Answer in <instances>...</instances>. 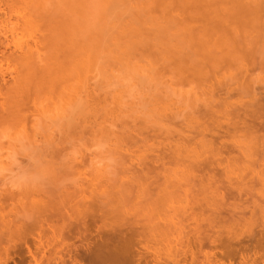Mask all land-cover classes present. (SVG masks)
Returning a JSON list of instances; mask_svg holds the SVG:
<instances>
[{"label": "rangeland", "instance_id": "rangeland-1", "mask_svg": "<svg viewBox=\"0 0 264 264\" xmlns=\"http://www.w3.org/2000/svg\"><path fill=\"white\" fill-rule=\"evenodd\" d=\"M60 1L61 0H59V2ZM62 1L65 2L66 0ZM110 1L112 0H68L65 4H63V2L61 4H56L54 0H0V264H54L51 262V260L47 259L54 255V249L57 247L60 248L58 246L59 244H56L59 242H56L55 244L53 243L54 238L56 239L55 234L58 233H54L53 231L56 229V231H59V234H61L60 226H63V223H68L67 218L69 215V223L78 221L79 218L83 219L84 217L87 222H81L90 225V233H92L93 237L98 236L95 232L96 227H99V231L101 227V232L106 233V235L101 232L100 235L102 234L106 236L107 239V235L112 236V234L114 235L118 231L119 228L117 227H121L119 225H122L123 227L120 229L123 230V232H127L128 234V225H124V222H126V224H131L136 220L139 222L138 219H140L139 224L141 223L144 225V228H147L148 231L151 229L149 231L150 233L152 229L155 231L159 228L161 229L158 230L159 234L162 230V232L166 233L164 234L161 232V234L164 235H160V238L157 230L155 232L152 231L155 241H152V236H150L151 240L148 241L149 238L146 237H149V232L147 233L148 235L145 234L147 235L145 238H141L144 239L145 242L144 240L141 241L140 238V240H138L139 242L137 241L138 238H136V240L132 239L134 240V243H131L132 245L130 244V246H128V252H131L126 254V264H264V249H260L259 246H256L258 245V239L261 236H264V188H262L258 182V176H264V158H262L264 155L260 154L261 148L264 147H261L262 144L259 142V137H261L259 135L261 133L259 132V134L256 133L257 135L255 133L251 135L250 131V133L246 132L249 134L247 135L245 134V131H239L240 133L235 132L237 129L241 130L239 127L235 131L232 130V124L235 123L237 118L236 116L240 115L241 117L244 115L243 111L245 109L243 108H246L248 105L250 106H247L248 109L250 108L251 110L252 108L256 107L255 104L258 103V101L260 103L261 98L264 97V49H262L264 48V0H228V2L226 0H217V2L214 0L216 2L215 4H211L214 3V1L210 0L211 3H208L209 5L206 4L205 7L207 5L209 7L212 5L210 8L213 10L216 9V11L214 10L215 12L213 14L218 12L215 14L216 17L213 16V14H210V12L213 10L210 9L211 11H207L206 9L205 12L208 14L203 13L204 10H202L203 18L201 17V12L200 14L199 11L196 12L198 17L194 18L197 19H194L192 16L189 17L187 14L189 11L187 13H183V9H181L180 6H175L178 4H174L172 6L176 8H172V6L170 7L173 10L175 9L174 11L172 10L173 12H170L171 10L169 12H167L168 10H161L163 16H165L164 18H167V20L169 16H172L171 18H173V21L171 23L174 24H170V27L168 24V22L170 23V20H162V15H160L161 11L160 13L158 12L160 10V5H157L158 7L156 5H152L159 10H153L155 12L152 11L151 14H148L150 11H147L146 13L144 10L143 12L145 14L142 12L141 16V18L143 17V21H141L140 18L138 24L142 26L145 18V22L143 23V25H145L141 27V30L143 33L144 28L145 32L149 35H145V32L143 35H141V40L143 42L146 41L144 47H139L140 50L135 52L136 54L134 55L133 60V57L131 58L129 56V64L133 63L131 65L132 67L130 66V68H135L134 70H137V67L139 72H136V74L138 73L139 76H136V79L130 80L132 83L130 81H125V83L122 84L123 87L116 85V83L113 86L111 85V88H102L103 85L99 75L94 79L95 81L97 80V82H94V80L92 81L94 84H92L94 86H92V89H96L95 93L97 94V99L100 98V101L103 100L105 102V98L109 104L111 103V105L114 106V108L116 106L114 103H112L114 102V99L115 103L120 101L122 104L120 110V113L122 114H115L117 116L115 118L113 117L114 115L112 116L113 118L111 119L113 120V124L109 119L110 121L109 123H106V128L107 125L108 128L111 125V128H107L108 134H106L107 132L103 134V132L106 130H98L97 124H95L98 121V123H100L101 120L99 119H97V122L93 120L88 121L89 124L86 122L85 125L88 128L86 126L82 128L80 125L77 127V124L71 126L76 123L77 120L71 118V116L74 117L73 113H71L73 112L71 111V104L65 102V100L69 99V96L63 97L60 94L62 83L56 82L57 86H54L55 91H53V89V92L50 91L48 93V87L45 89L44 87L46 86L41 85L44 81L42 76H40V78L39 75L36 76L39 71L35 72L36 74H33L34 77L32 74L31 76L29 74L31 72L29 69H26L27 65L24 62L27 55L29 56V53L30 56H33V59L36 58V61L37 58L39 59L43 57L42 49H44V46L42 45V41L46 34L45 30H47L46 28L49 26V23L47 25L48 17H51V20H53L55 17V24H52L54 23V20L49 21L52 22H50V27L53 25V27L57 26V30L58 25L63 23L67 17L68 19L74 16L77 17L78 14H82L81 16H104V14H101L104 12V4ZM239 1L242 2L241 5ZM69 2H74L75 4L77 2L82 4L84 3V8L81 9L83 6L77 8L82 4H78L79 6L75 7V4L73 5ZM237 5L240 6L236 7ZM256 5L260 8L256 7ZM42 6H44V8ZM201 6L203 7V5ZM72 7H74L76 11L74 9L72 10ZM149 7L151 8V5ZM209 7L206 8L209 9ZM240 7L241 9L244 7L243 9L247 10H245L247 14L249 13L248 11L252 10V12H254L259 8V13H257V11L256 13L259 14V17H262L259 18L258 16H252L253 14H251V16L249 14L250 17L245 16L247 14L244 11L243 14L241 13L242 11H238ZM85 8L86 10H84ZM230 8L232 9V16H235L234 12L236 11L240 13V15L238 13L236 15L240 17L242 21L239 19V17L237 18L238 21L241 22L237 21V24H234L237 18L234 17L235 19H233L231 13L229 14ZM146 9H148V6ZM233 9H236V11ZM71 11H73V13H70ZM224 11L227 12L232 17V19H229L231 18L229 16L225 17L227 13H224ZM191 12L192 11H190V13ZM193 13L191 15H193ZM218 14H221L220 17ZM45 15L47 16L44 17ZM129 15L130 14L128 13L127 18L131 19L132 16L130 15V17ZM149 15L151 20L149 19ZM105 16L107 15L105 14ZM205 16L206 18H204ZM241 17H248L250 19L243 20ZM256 17L257 20H254ZM158 18L161 19L159 20ZM184 18L187 20H184ZM190 18L193 20H189ZM219 18H224V20L220 21ZM156 19L158 20L156 21ZM202 19H204L203 21L205 23H202ZM154 20L155 22H158L157 25H160L161 31L162 28L166 30L168 27L169 32H166L165 34V31L163 30L164 33L162 32V35L164 36L161 34V36H159V32L161 33V31L157 29H160V27L155 26V28L158 27L156 29L159 31L156 32L158 33V36L157 34H153L155 32V28H153V24L155 23ZM205 20H208L210 24H207V21ZM231 20L235 21L232 22ZM148 21H150L149 23H151L153 26L150 25ZM160 21L161 23H159ZM186 21L194 22L187 23ZM213 21H220L218 24L221 23V25L224 27V30H228L227 28L229 27H236L239 33L241 31L243 32L241 33L242 35L244 33L245 36L247 35L248 38L245 37V41L249 43V45L246 47H249V49H247L248 52L245 50V53H242V55L248 59H244V57H237L236 55L235 57H237V60L234 61V59H236L234 57L233 59L230 58L231 60L229 59L231 55L230 53L233 49H236L237 53H240L242 50L239 49L240 51H238L237 48H239L238 44L241 43L239 41L241 40V37L243 38V36L240 35V38L237 39L239 41L237 42L236 38H233L236 34H232V41H235V46H238L236 48L234 46L233 48L232 45L234 43L231 42V39L229 40L230 42L228 41V45L225 44L227 38L226 41L222 40L223 37L220 35L222 30L218 29L220 27L222 29V26L217 24L218 26L216 27L215 25L214 27ZM246 22L250 23L251 26H249V24ZM148 24L153 28H151L152 30H148L147 27H150ZM187 24L188 26L190 24L192 26L191 30L187 31L190 33L192 32V34L195 33V36L198 35L197 33H200L199 29H202L204 33L206 31L205 35L209 34L207 33L209 28L211 30L209 31L212 32V35L215 33V30L218 29V32L220 30L217 36L222 37V39L221 37L219 39L222 41L221 43H223V45H227L229 47V44L231 43V52L229 53V51H227L229 53L228 54L226 51H224L226 54H222L220 50H225L227 46L224 49H220L224 46L216 45L219 44L220 40L217 39L218 37L216 38L215 34V38L210 37L212 36L210 33V36L208 37L213 39L212 42L214 39H217L216 42H219L216 43L215 46L216 48L217 46L220 47L218 48V53H216V55L214 54L215 50L213 48V50H209V53H211L209 54V57L212 58L211 56H216V59H218V57H223V59H221L225 60V63L228 62L227 59H229L231 63L229 61L227 64L223 63L221 65L219 63L220 59L218 62L217 60L214 62L215 59L212 58V65L209 63V66L211 67H209V70L207 68L208 71H206L208 73V77L205 78L202 76V79L199 78L200 75L196 76L190 70H186L185 66V69L182 68L183 71L178 69L176 67L177 63L175 64L174 61L172 62V58L171 62L173 65L170 64L169 66L168 63L166 65L169 67L175 66L172 68L173 70L177 69V71H172V68H169L168 66L167 68L164 64L166 63V61H164V57L163 61L161 58L167 52L166 51L165 53H162L164 51L163 48L169 49L170 47H174L173 45H176V49L179 48V46H182V48L180 47L181 49L184 48V52H182L181 49H177V51H181L182 55L186 54L187 58H183L184 60H188L187 62L184 61L186 63L192 62L193 59L196 61L198 59L199 61L196 63H203L205 65L206 63L203 62L204 58L205 60L209 59L207 57L208 55H204L206 57L203 58V54L200 59L198 58V56H201L199 50L202 51V47H198L199 42H195L196 40L200 41V39L194 38V35L192 36L188 34V36H186V30L184 33L185 35L182 33L183 27L186 29L187 27L185 26H187ZM205 25L213 26L214 30H212L213 27L211 29V26L206 27ZM62 26L63 25L61 24V27ZM61 27L59 26V30L55 31L57 34H61L60 37H58L56 34V38H59L57 40H60V38H63L65 35V27H62V29L64 28V31H62ZM197 27L198 29L196 30ZM194 28L195 30H193ZM203 28L207 30H203ZM239 28L242 29L240 30ZM243 28L246 29L244 30ZM60 29L62 33L64 32L63 36L62 33L58 32ZM232 30L234 31V29H231L229 32L232 33ZM203 32L200 34H204ZM225 32H223L222 35ZM227 33L226 35L224 34V36L227 37L230 35H227ZM250 34L252 37L249 36ZM154 35L158 38L153 39L152 42L151 39L154 38L152 37ZM205 35L202 36L205 38L207 37V35ZM185 37L196 39L195 41H191V43H195V47L193 45L194 48H199L198 51L196 49L194 50H196L195 53H199L200 55H193L192 49V52L188 51L187 49L185 50V48H187L186 41H188V39ZM148 38H150L149 41ZM56 41L55 43L58 42ZM64 41L63 44H65ZM147 41L150 44L147 43ZM209 41L210 40L208 38L206 41L208 45H210ZM236 42L238 44H236ZM60 43L61 44L59 45L61 46H59V48H62L64 45H62V42ZM201 43L203 44L202 41L200 42V45H202ZM244 43H241V45ZM256 44L257 46H255ZM147 45H154L157 46V48L154 47L153 49L152 46L150 47L152 49L151 50ZM189 45L190 42L188 43V46ZM203 45L208 46L205 42ZM244 45L242 47L240 46V48H243ZM211 46L214 45L211 44ZM155 48L157 51H163H159V53L155 51ZM206 49L203 51H206ZM227 50H229V48ZM171 52H169L168 55ZM246 52L250 55L248 54L247 56ZM133 54L131 56H133ZM160 54L162 56H160ZM172 55L173 53H171L170 56ZM188 55L193 56L194 58L189 56L190 58L188 59ZM256 55L258 56L256 57ZM173 56L175 57V53ZM195 56L197 58H195ZM249 56L253 57L254 60ZM168 58L169 56L167 57L166 54L165 59ZM239 58L241 61L238 60ZM241 58H243L244 61H242ZM245 60L247 61L245 62ZM200 61L202 63H200ZM218 63L219 66L217 65ZM244 63L246 64V67ZM215 66L216 68H213ZM217 66L219 69H217ZM225 66L226 68H224ZM239 66L243 67L239 68ZM243 68H246V71ZM105 71L109 73L108 70ZM158 71L159 74L157 73ZM142 72L144 73L142 74ZM243 73H245V75H243ZM141 74L142 76L146 75L147 77L145 76L146 78H142ZM134 81H136V83ZM58 84L61 85L60 88H58ZM212 85L214 89L210 90ZM27 86L28 88H26ZM50 89L52 88L50 87ZM62 89L65 90L64 87ZM209 90L210 92L206 94V92ZM67 92H64V95H68ZM61 93L63 94V92ZM114 96L115 98L113 99ZM47 99L54 100L56 103L50 104L48 103L49 100ZM109 100L112 102H109ZM262 100H264V98H262ZM104 102L99 103L102 105L105 104ZM62 103L68 104V107L66 108ZM111 105L110 108L112 107ZM62 107H65L66 109L63 110ZM248 109L246 108V112L249 113L250 110ZM254 110H252L251 113H253ZM244 116L248 115L245 114ZM90 123L91 127L89 128ZM93 123L96 125V128H92L95 127ZM72 128H74L75 131ZM79 128H82V131L81 129L79 130ZM203 128H206L207 132H204ZM88 129L89 131L92 129L93 133L92 130L90 132L86 131ZM226 129H229L228 132L231 133L233 131V133L231 135L229 133V135L227 134L228 136L226 135L227 137L225 136V138H223L229 151H222L221 155L216 156L215 158L216 160L223 159L222 167L217 168L219 170V174L216 175V180H218L220 184L224 185L231 191L233 189L241 188L244 191H248V194L246 196L243 195L241 198H238L236 195H234L233 199L227 198V201L223 207L228 209V212H222V216L229 217V215L226 213H229L230 211V213L233 214V219L231 223H222L219 224V226L212 228L209 227V225L206 224L204 220L211 216L212 210L208 209L207 207L213 204L215 199L210 192L211 190H203L200 185H197V180L193 178V175L188 176L191 175L188 169L191 167V165H193L194 161L196 162V160H202L203 158H206L208 161L214 163L215 166V161H213V156L209 148L211 146L210 143L213 141L212 143H214L215 146H218L222 140V136L225 135L227 131ZM210 131H213L214 133L211 134ZM219 136H221L220 139L218 138ZM181 144L184 146H181ZM187 148H189V150ZM207 151L209 152L207 153ZM184 154L188 155L189 158L185 157ZM244 155H246V157ZM182 158H185V161ZM226 158H231V162H224L227 161ZM186 159L188 162H186ZM51 165H53L54 168ZM185 170L187 173H185ZM222 170L224 171L222 172ZM138 171L143 172L139 173ZM198 173L200 172H197L196 174ZM143 176L144 179L147 178V184H150L153 179L157 181L155 184L157 191L152 187L148 188L150 190L146 189L147 192L145 189H143L146 186L142 185L144 182ZM125 177L127 180L124 179ZM151 177L154 178L150 179ZM189 178L190 180L188 181ZM138 180L141 181L137 182L138 184H141L139 186H143V188H141L143 189V193L137 190L138 188L140 189V187H138L136 183L134 184V182ZM127 182H130V184L133 182V188L131 187L132 185L127 184ZM128 185L131 189L128 187ZM123 186H126L131 191H134L131 192L128 190L129 192L127 193H132L131 195L127 193L120 194L119 191L121 190L117 189L118 187H122L123 190H126V188H123ZM185 190L187 191L188 196L186 195ZM114 191H116L115 194ZM138 192L139 194L141 193L140 195L143 197L140 196ZM259 192L262 194L261 196L258 194ZM135 193H137V198L135 197ZM118 194L120 196H118ZM106 195L108 197L109 195L112 196L109 197V200H107L105 199V197H107ZM65 196L69 198L67 199ZM126 197L127 199L125 200ZM149 197L153 200V202L150 200L153 206L150 205ZM68 200L71 201L68 202ZM95 200L98 202H101L102 200V202L105 204L106 201L110 200L116 202L110 201L112 203H107L108 206H105L104 204L103 206L105 207L103 209L100 208V215L103 216V213L105 214V219L103 218L104 220L102 219V222H99L100 217L98 216L100 215H98L99 211L97 210L98 207H96L99 205L98 202L95 203ZM146 200L149 202L148 204L150 207L149 205L147 207ZM24 206L28 208L26 209ZM29 210L31 211L28 212ZM86 210H92L97 220L94 217L93 220H90V218L92 219L91 214L87 216L88 211ZM189 210L193 215L189 216ZM85 211L87 213H85ZM140 211L142 213H140ZM59 212L64 220H61L63 218H59ZM54 213H57L56 216L58 217H55ZM49 214H52L51 216L54 221L50 218L51 216H49ZM136 214H139L137 215L139 217H136V220H134L133 216H136ZM65 216L67 217L65 218ZM144 216L146 219L143 218ZM186 216L189 220H186ZM76 218L78 220H74ZM130 218L131 221L129 220ZM84 219L83 221H85ZM91 221L93 222L91 223ZM118 221H120L122 224ZM143 221L145 223H143ZM116 223L119 224L117 225ZM56 224L58 226H56ZM73 224L75 225V222L72 223V225ZM77 225L79 226L81 223ZM189 225L190 227H188ZM49 226H51L53 231ZM104 228H106L107 231H105ZM59 234L57 235L59 236ZM201 234L205 235L206 238H204L205 240L203 241V246L199 247L196 239L198 236H201ZM214 234L217 235L219 239V244L217 246L218 248L213 247L209 241L215 236ZM38 237V241L40 242L39 244L37 241ZM93 237H91V241L94 240ZM78 239L79 238L72 239V242H70L74 243L76 246H78V244L80 245L83 241L85 242L83 238L82 240ZM187 239H189L190 242ZM133 244L136 245L134 248L132 247ZM37 245L40 246L38 247ZM260 246L264 247V245ZM130 247H132V249ZM143 248L145 249L143 250ZM139 249L142 250V252ZM55 252H58V250ZM32 254L37 259L36 263H34L31 258ZM54 257H56V254ZM98 264L102 263L98 262Z\"/></svg>", "mask_w": 264, "mask_h": 264}, {"label": "bare ground", "instance_id": "bare-ground-1", "mask_svg": "<svg viewBox=\"0 0 264 264\" xmlns=\"http://www.w3.org/2000/svg\"><path fill=\"white\" fill-rule=\"evenodd\" d=\"M62 1V0H61ZM59 2V0H58V2H57V0H54V2L57 4V3H62V2ZM65 1V0H64ZM66 1H68V0H66ZM66 1L65 2H63V4H65L66 3ZM71 1V0H70ZM211 1H214V0H211ZM211 1L210 0H112V1H110V2H107L106 4H104V8H103V11L105 12H103V13H101V14H104V16L103 15H100V16H81L82 14H78L77 15V17L76 16H74V17H72V18H69L68 19V17L65 19V21H63V23H60V21L59 20H61L60 18H58L59 20H58V22L60 23V25H58V24H56V25H58V29L57 30H59V26L61 27V24L63 25L62 27H65V31H64V28L62 29V27H61V29H62V31H64L63 33L65 34L64 36H63V33L61 32V29H60V31H58V32H60V33H62V36H63V38H60V40H57V39H59L58 37H60V35L61 34H57L55 31H57L56 30V28H57V26H55V27H50V25H51V21H53L54 19H55V17H54V19L53 20H51V17L48 19L47 18V20H48V22H47V25H48V23H49V26H47L48 28H46L47 30H45L46 31V34H45V37H44V39H43V41H42V45L44 46L43 48L44 49H42V51H43V57L42 58H37V61H36V58H34L33 59V56H30V53H29V56L27 55V57L25 58V64L27 65V68L26 69H29L30 70V72L31 73H29L30 75L32 74H36L35 72H37V71H39L37 74H36V76H38L39 75V78H40V76H42V78L44 79V81H43V83L41 84L42 86L44 85V86H46V87H44L45 89L47 88V91H48V93L51 91V92H53V91H55V87L57 86V84H56V82H58V83H62L61 85L60 84H58V88H60V86H61V90H60V94L63 96V97H67V96H69V99L68 100H65V99H62V100H65V102L66 103H70L71 105V108H72V110L71 111H73V112H71V113H73V116L74 117H72L71 116V118H74V119H76L77 120V122L76 121H74V122H76V123H74L73 125H71V126H74L75 124H77L76 126L77 127H79V125H80V127H82V128H84L86 125V122H88V121H91V120H93V121H98L97 119H99V120H101L100 121V123H95V124H97V128H98V130H100V131H102V130H106L105 132H103V134L104 133H106V134H108V129L109 128H111L110 126H109V128H108V125H107V128H106V123H109V121L111 120L112 121V124H113V120L111 119V118H115V117H117L116 115H118L119 113H120V110H121V106H122V104H121V102L119 101V102H117V103H115V96L113 97V99H114V102H112V101H110L109 100V102H112V103H114L116 106H115V108L117 109V112H116V109L114 108V106H112L111 105V103L109 104L108 103V101H106V99L104 98V100H105V102L103 101V100H101L100 101V98H96V89L94 90V89H92V86L94 85L93 84V80L99 75V78H100V80H101V83H102V88H104V87H106V88H109L111 85L113 86V85H115L116 83V85H120V86H122L123 87V83H125V81H127V82H129L130 80H133V79H136L137 77L136 76H139V74L137 73L136 74V72H139V69L136 67V69L137 70H134V69H131L130 68V66L133 64H129V60H130V58H129V56L132 58V60L134 59V55L136 54L135 52H137L138 50H140L139 49V47L141 46V47H144V45H145V42L146 41H142L141 40V35H143V33L145 32V30H144V28H143V33H142V30H141V27H143L144 25H143V23L145 22V18H144V22L142 23V26H140V24H138L139 23V20H140V18H141V16H142V12L145 10L146 11V13H147V11H150V12H148V14H151V12L153 11V10H155V11H157V10H159L158 12L160 13V11L162 10V9H164V10H168L167 12H169L170 10V12H173L174 10L172 9L174 6H172V5H174V4H178V5H175V6H180L181 7V9H183L182 10V12L184 13H187L188 11V16L189 17H198L197 16V13L196 12H198L199 11V14H200V12L202 13V10H204V12L203 13H207V12H205V10L207 9V11L208 10H210L211 8V6L209 7L208 5V3H211ZM227 2H228V0H226ZM225 1V2H226ZM53 2V1H52ZM216 2H217V0H216ZM215 1H214V3H211V4H215L216 3ZM238 2V1H237ZM45 3V2H44ZM69 3H71V4H75L74 2H69ZM223 3V2H222ZM233 3H234V1H233ZM236 3V2H235ZM239 3H240V5L242 4V2L241 1H239ZM34 4V3H33ZM32 4V5H33ZM62 4V5H63ZM78 4H82V3H79V2H77L74 6L75 7H77V6H79ZM146 4V5H145ZM149 4V5H148ZM206 4H208L206 7H209V9L208 8H206L205 7V5ZM67 5V4H66ZM73 5H71V6H73ZM151 5V8L149 7ZM152 5H160V7H159V9H157V8H155L154 6H152ZM161 5H162V7H161ZM163 5H164V7H163ZM201 5H203V7L201 6ZM236 5V4H235ZM240 5H237L236 7H238V6H240ZM45 6V5H44ZM44 6H42L43 8H44ZM81 6H83V7H81ZM148 6V9H146V7ZM157 6V7H158ZM168 6V7H167ZM172 6V8H170ZM201 6V7H200ZM243 6V5H242ZM241 6V7H242ZM250 6V5H249ZM255 6V5H254ZM35 7V6H34ZM33 7V8H34ZM47 7V6H46ZM81 7V9L82 8H84V3L82 4V5H80L79 7H77V8H80ZM167 7V8H166ZM241 7L238 9V11L239 12H241L242 14H243V11L245 12V10L242 8L241 9ZM253 7V6H252ZM256 7H259V6H257L256 5ZM36 8V7H35ZM174 8H176V7H174ZM250 8H251V6H250ZM260 8V7H259ZM258 8V9H259ZM75 10V8L74 7H72V10ZM105 9V10H104ZM157 9V10H156ZM178 9H180V8H178ZM218 9V8H217ZM220 9V8H219ZM222 9V8H221ZM225 9V8H224ZM223 9V10H224ZM258 9L256 10V8H255V10L257 11V13H259L258 12ZM84 10H86V8L84 9ZM83 10V11H84ZM173 10V11H172ZM184 10H186V11H184ZM211 10H213V9H211ZM210 10V11H211ZM215 11H216V9H214ZM211 11L210 12V14L212 15L215 11ZM234 11H236V9H233ZM45 11H46V9H45ZM76 11V10H75ZM155 11H153V12H155ZM190 11H192L191 13H190ZM195 11V12H194ZM225 11H227V10H225ZM224 11V13H227V12H225ZM229 14L231 13V11H232V9L230 8L229 9ZM247 11V10H246ZM256 11H254V12H252V10L251 11H248L249 13L247 14V12H245L247 15H245V16H248V17H250L251 16V14H253L252 16H258L259 14H257L256 13ZM259 11H260V9H259ZM79 12H81V11H79ZM86 12V11H85ZM181 12V13H182ZM194 12V13H193ZM252 12V13H251ZM70 13H73V11H71ZM82 13H84V12H82ZM130 14L129 16L131 17V19L129 18H127V14ZM144 13V12H143ZM190 13V14H189ZM193 13V15H191ZM203 13L201 14V17H202V15H203ZM218 12H216L215 14H217ZM223 13V12H222ZM221 13V14H222ZM238 12L236 11V12H234V15L235 16H232V14L233 13H231V16L233 17V19H235L234 17H239L238 15H236ZM48 14V13H47ZM76 14V13H75ZM105 14L107 15V16H105ZM145 14V13H144ZM167 14V13H166ZM195 14H196V16H195ZM208 14V13H207ZM207 14H205V15H207ZM215 14H213V16H215L216 17V15ZM220 14V15H221ZM228 13H227V15H225V17L227 16H229V17H231L230 15H229ZM239 15H240V13H238ZM249 14H250V16H249ZM255 14V15H254ZM126 15V16H125ZM160 15H162V20H164V19H166L167 20V18H164L165 16H163V14H162V11H161V14ZM171 15V14H170ZM219 15V14H218ZM220 15H219V17H220ZM47 15H45L44 17H46ZM59 16V15H58ZM71 16V15H70ZM72 16H73V14H72ZM102 16V17H101ZM147 16V15H146ZM156 16H157V14H156ZM156 16H155V18H156ZM185 16H186V14H185ZM187 16V17H188ZM172 17V16H171ZM170 16H169V18H171ZM209 18H211L210 16H208ZM232 17L231 18H229V19H232ZM242 17H244V16H242ZM241 17V18H242ZM248 17H245V18H242L243 20L244 19H250V18H248ZM259 17V16H258ZM260 17H262V16H260ZM259 17V18H260ZM65 18V17H64ZM128 20H127V19ZM152 18V17H151ZM168 18V20L167 21H169L170 20V23L168 22V24H169V27H170V24H174V23H171L172 21H173V18H171V19H169ZM203 18V17H202ZM204 18H206V16L204 17ZM63 19V18H62ZM149 19H150V15H149ZM152 19H154V18H152ZM159 20L161 19V18H158ZM158 19H156V21L158 20ZM194 19H197V18H194ZM199 19V18H198ZM217 19V18H216ZM227 19V18H226ZM225 19V20H226ZM239 19H240V17H239ZM46 20V19H45ZM49 20H51V21H49ZM56 20V19H55ZM55 20H54V23H52V24H55ZM129 20H132V21H129ZM151 20V19H150ZM181 20V19H180ZM184 20H187V19H185L184 18ZM189 20H193V19H189ZM204 19H202L201 21H202V23L204 22L203 21ZM209 20V19H208ZM208 20H205V21H207L206 23L208 24L209 22H208ZM219 20L221 21H223L224 20V18L222 19V18H219ZM241 20V19H240ZM254 20H257V17H256V19H254ZM259 20V19H258ZM61 21V22H62ZM141 21H143V17L141 18ZM196 21V20H195ZM199 21H200V19H199ZM220 21H218V22H220ZM232 21V20H231ZM233 21H235V20H233ZM232 21V22H233ZM237 21H238V18L236 19V22L234 23V24H237ZM242 21V20H241ZM241 21H238V22H241ZM46 22V21H45ZM51 22V23H50ZM150 21H148V23H149ZM152 22V21H151ZM154 22H155V20H154ZM181 22H182V20H181ZM187 22V21H186ZM190 21H188L187 23H189ZM194 22V21H193ZM193 22H190V23H193ZM218 22H215V21H213V25H214V27H215V25H216V27L218 26V25H220V26H222L221 25V23L220 24H218ZM226 22V21H225ZM225 22H223V23H225ZM245 22V21H244ZM253 22V21H252ZM256 22V21H255ZM56 23H57V21H56ZM156 23V24H155ZM153 25H154V27L153 28H155V26H159L160 27V25H157V23L158 22H155ZM159 23H161V21L159 22ZM205 23V22H204ZM216 23V24H215ZM246 23H248V22H246ZM257 23V22H256ZM150 25H152L151 23H149ZM148 24V25H149ZM167 24V25H168ZM184 24V23H183ZM210 24V23H209ZM212 24V23H211ZM218 24V25H217ZM249 24V26H251V24L250 23H248ZM247 24V25H248ZM253 24V23H252ZM147 25V24H146ZM149 25V26H150ZM152 25V26H153ZM186 25V24H185ZM229 25V24H228ZM254 25V24H253ZM177 26V25H176ZM182 26V25H181ZM190 26V27H189ZM188 26V24H187V26H185V27H187L186 29L183 27V30H182V28H181V30H182V33L184 34L185 33V30H186V36H188V34L189 35H194L193 37L194 38H197V39H200V41H197L196 39H194V38H189V37H191V36H189L188 38H186V39H188V41L190 42V45L188 46V41H186L187 42V48H185V50L187 49L188 51H191V49L193 50V52H192V54L193 55H200L201 54V56H198V58L200 59V57H202V54H203V58L204 57H206L207 55V57L209 58H207L208 60H205V58H204V60H203V62H205L206 64H207V62H208V64H207V66H206V64L204 65L201 61H200V63H202V64H199V63H196L197 61H199L198 59H197V61L196 60H194L193 59V61L192 62H189V63H186L188 60H184L185 58H187L186 57V54H184V55H182V52H184V48L183 49H181L182 48V46H179V48H177L178 50L179 49H181V51H177V49H176V45H173L174 47H170L169 45H167L168 47H170L169 49L167 48H163V52L161 51V50H159L160 52H162V53H165L166 51V54H167V57L169 56V58L168 59H165V55L166 54H164V56H162L161 54H160V56H162L161 58H162V61H163V57H164V61H166V63H164L165 65L168 63L169 64V66H170V64H172L173 65V61L175 62V64L177 63V65H176V67L178 68V69H181L182 71H183V69L182 68H184V66H185V68H186V70H190L194 75H200L199 76V78H203V77H208L207 76V72L206 71H208L209 70V67H211V66H209V63L211 64V62H213L212 60L213 59H215L214 60V62L217 60V62H218V60H219V63L222 65L223 63L224 64H227L231 59H233V57L234 58H236V59H234V61L235 60H237V57H244V59H248V58H246L245 56H243L242 55V53H245V50L247 51V49H249V47L248 48H246L248 45H249V43H247L245 40H246V38L245 37H247V35L245 36V33L242 35L241 33H243V32H241L240 30L242 29V28H239L238 30L240 31V33L237 31V29H236V27L235 28H231V27H229V28H227L228 30H224L223 28V26H222V29H221V27L220 28H218V29H220V30H222V33L223 32H225V31H227V32H225L224 34L226 35V33H227V35H229V36H224V34L222 35V33L220 34L222 37H223V39H222V37L221 36H217V34L220 32V30H219V32L217 31L218 29L217 28H215V29H217V30H215V33H213V35H212V32H210L211 30H210V28H209V30H207V29H205L206 27H210V26H206L205 28H203V30H207V33H211V35L212 36H210L209 34L207 35V37H203L202 35H205V33H206V31H205V33L202 31V29H199V32L200 33H204V34H200V33H197L198 35H201V36H198V35H196V36H198V37H201L202 38V40H201V38H198V37H196L195 36V33L194 34H192V32L190 33V32H188L187 30H191V28H192V26H191V24ZM256 26V25H255ZM190 29H189V28ZM212 27L213 26H211V29H212ZM214 27H213V29L212 30H214ZM228 27V26H227ZM148 28V30H152L153 28L150 26V27H147ZM152 28V29H151ZM158 27H156L155 28V32L153 33V32H150V33H153V34H157V36H158V33H156V32H159V31H161V27H160V29H157ZM177 28V27H176ZM200 28V27H199ZM234 29V33L232 32H229V30H231V29ZM159 30V31H157V30ZM171 29H172V27H171ZM178 29H179V27H178ZM198 29V27L196 28V30ZM244 30L246 29V28H243ZM147 30V29H146ZM165 31V34H166V32H169V28L167 27V29L166 30H168V31H166L164 28H162V31H161V33L159 32V36H161L162 35V32L164 33V31ZM193 30H195V28L193 29ZM250 30V29H249ZM248 30V31H249ZM172 31V30H171ZM217 31V32H216ZM251 31V30H250ZM180 32V31H179ZM235 32H237V33H235ZM149 33V32H148ZM251 33V32H250ZM58 35V37L56 38V36ZM147 33L145 32V35H146ZM161 34V35H160ZM168 34V33H167ZM176 34H178V33H176ZM175 34V35H176ZM181 34V33H180ZM182 34V35H183ZM216 35V38L218 39V40H220L219 38L221 37V39L222 40H225L226 41V38H227V41H226V43L225 44H227L228 45V41L231 39V42H233L234 44L232 45L233 46V48H234V46H235V41H232V34H236V35H234V37L233 38H236V41L238 42L239 40H237L238 38H240V35H242L243 36V38L241 37L240 39V41L239 42H241V43H244V42H246V43H244L243 45H244V47L243 48H240V46L242 47L243 45H241V43H237L236 42V44H238V46H239V48H237V50L238 51H240L241 49V51H240V53H237V51H236V49H233L234 51H236V52H234L233 50H232V52H231V46H230V44H229V47L227 46V48H226V46L225 45H223V43H221L222 41L220 40V42L219 41H217L216 42V40L217 39H214V41L212 42V38H215V35ZM239 34V35H238ZM248 34V33H247ZM147 35H149V34H147ZM152 36V37H154V38H152L151 39V41L153 42V39H156V38H158L157 36ZM185 35V34H184ZM205 35V36H206ZM239 37H238V36ZM162 36H164V35H162ZM167 36V35H166ZM208 36H210V37H212V38H210V37H208ZM214 36V37H213ZM237 36V37H236ZM249 36H251V34L249 35ZM65 37H66V39H65ZM144 37H146V36H144ZM150 37V36H149ZM184 37V36H183ZM228 37H230V38H228ZM252 37V36H251ZM209 38V44L210 45H208V43L206 42L207 41V39ZM225 38V39H224ZM248 38V37H247ZM63 39V40H62ZM144 39V38H143ZM149 39L150 38H148V41H149ZM252 39V38H251ZM59 42H62V45H64V46H62V48L60 47L59 48V46H61V45H59V44H61L60 42L58 43L57 41ZM65 40V41H64ZM141 40V41H140ZM195 41L196 40V42L195 43H198L199 44V46L198 47H202L201 49H202V51L201 50H199V52H200V54L198 53H195V51L197 50L198 51V47H197V49L196 48H194L195 47V43H191V41ZM205 40V41H204ZM235 40V39H234ZM250 40V39H249ZM254 40V39H253ZM55 41L57 42V43H55ZM63 41H64V43L65 44H63ZM147 41V43H149ZM203 42V44H204V42L206 43V45H208V46H204L202 43V45H200V42ZM225 41H223V42H225ZM257 41V40H256ZM2 42V41H1ZM141 42H143V43H141ZM152 42H151V44H152ZM219 42V44H216V43H218ZM230 42V41H229ZM214 43V44H213ZM221 43V44H220ZM57 44V45H56ZM142 44V45H141ZM150 44V43H149ZM192 44V45H191ZM211 44L212 45H214V46H211ZM215 44L216 45H221V46H224V47H221L220 49H224V48H226L225 50H220L221 52H222V54L224 53V55L226 54L224 51H229V53L231 54L230 55V57H229V55H228V57H229V59H227V63H225V60H222L223 59V57H218V59H216L215 57H213V56H211L212 58H210L209 56V54H211V53H209L211 50H215V55H216V53H218V48L220 47H218L217 46V48H216V46H215ZM247 44V45H246ZM2 45V44H1ZM181 45V44H180ZM193 45H194V47H193ZM262 45V44H261ZM58 46V47H57ZM148 46V45H147ZM153 46V47H152ZM152 46H148L149 48L150 47H152L153 49H154V47H156L157 48V46H154V45H152ZM209 46H210V48H209ZM237 45L235 46V48L236 47H238ZM255 46H257V44L255 45ZM140 47V48H141ZM147 47V48H148ZM181 47V48H180ZM191 47H193V48H191ZM204 47H206V48H204ZM216 49H215V48ZM148 48V49H149ZM156 48H155V51H157L156 50ZM189 48V49H188ZM213 48V49H212ZM229 48V50H227ZM253 48V47H252ZM151 49V48H150ZM170 49H172V50H170ZM175 49V50H174ZM194 49H196V50H194ZM206 49V51H203V50H205ZM240 49V50H239ZM262 49H264V48H262ZM152 50V49H151ZM173 50H174V52H173ZM210 50V51H209ZM244 50V51H243ZM251 50H254V49H251ZM159 51H157V52H159ZM172 51V52H171ZM176 51V52H175ZM159 52V53H160ZM169 52H171V53H173V55H174V53H175V57L172 55V56H170L171 55V53L168 55V53ZM191 52H189V53H191ZM202 52H204V53H202ZM208 52V53H207ZM248 52V51H247ZM246 52V53H247ZM250 52V51H249ZM261 52V51H260ZM134 53V54H133ZM188 53V52H187ZM205 53H207V54H205ZM228 53V52H227ZM228 53V54H229ZM232 53H234V54H232ZM236 53V54H235ZM256 53H257V51H256ZM28 54V53H27ZM31 54H32V52H31ZM133 54V56H131ZM239 56H238V55ZM248 54L249 53H247V56H248ZM204 55H206V56H204ZM219 55V54H218ZM224 55H222V56H224ZM234 55V56H233ZM235 55L237 56V57H235ZM250 55V54H249ZM254 55V54H253ZM253 55H251V56H253ZM184 56V57H183ZM190 55H188V59L190 58V57H193V56H190ZM195 56V58H197ZM220 56V55H219ZM251 56H249V57H251ZM258 55H256V57H257ZM226 57V56H225ZM224 57V58H225ZM254 57V56H253ZM253 57H251L252 59H253ZM129 58V59H128ZM160 58V59H161ZM173 60H172V59ZM184 58V59H183ZM194 58V57H193ZM202 58V59H203ZM222 58V59H221ZM259 58V57H258ZM257 58V60L259 61V59ZM201 59V60H202ZM242 59V61H244L243 60V58H241ZM171 60H172V62H171ZM211 60V61H210ZM238 60H240V58L238 59ZM251 60V59H250ZM254 60V59H253ZM24 61V60H23ZM184 61H186V62H184ZM190 61H191V59H190ZM221 61V62H220ZM223 61V62H222ZM233 61V62H234ZM241 61V60H240ZM247 60H245V62H246ZM133 62V61H132ZM170 62V63H169ZM257 62V61H256ZM261 62V61H260ZM130 63H131V61H130ZM219 63L217 64L218 66H219ZM230 63H231V61H230ZM243 64V63H242ZM245 64V63H244ZM183 65V66H182ZM212 65V64H211ZM238 65V64H237ZM136 66H138V65H136ZM168 65H166V67H167ZM168 66V67H169ZM217 66V67H218ZM228 66V65H227ZM234 66V65H233ZM240 66H241V64H240ZM239 66V68H242V67H240ZM132 67V66H131ZM134 67V66H133ZM167 67V68H168ZM173 68L175 67V66H172ZM172 67H169V68H172ZM222 67V66H221ZM245 67H246V64H245ZM173 68H172V71H174L173 70ZM184 68V69H185ZM207 68H208V70H207ZM213 68H216V66L215 67H213ZM212 68V69H213ZM224 68H226V66L224 67ZM229 68V67H228ZM231 68V67H230ZM238 68V69H239ZM131 69V70H130ZM217 69H219V67L217 68ZM244 70L246 69V68H243ZM105 70H108L109 71V73H107V71H105ZM154 70H155V68H154ZM157 70V69H156ZM170 70V69H169ZM130 71H132V72H130ZM142 71V70H141ZM175 71H177V69L175 70ZM213 71V70H212ZM246 71V70H245ZM214 72V71H213ZM132 73H135V74H132ZM144 72H142V74H143ZM158 74H159V71L157 72ZM247 73V72H246ZM28 74V75H29ZM131 76H130V75ZM142 74H141V77L142 78H146L147 76L146 75H143L142 76ZM29 75V76H30ZM31 75V76H32ZM147 75H148V73H147ZM241 75V74H240ZM243 75H245V73H243ZM242 75V77L244 78V76ZM146 76V77H145ZM150 76V75H149ZM154 76V75H153ZM203 76V77H202ZM33 77H34V75H33ZM131 77V78H130ZM140 77V78H141ZM155 77V76H154ZM38 78V77H37ZM204 78V79H205ZM129 79V80H128ZM203 79V80H204ZM139 80V79H138ZM152 80V79H151ZM92 82V83H91ZM94 82H97V80L95 81L94 80ZM131 83H132V81H130ZM135 83H136V81H134ZM41 83V82H40ZM100 83V84H101ZM114 83V84H113ZM134 83V84H135ZM54 84H56V85H54ZM93 84V85H92ZM96 85V84H95ZM28 86H29V84H28ZM28 86L26 87V88H28ZM52 88V89H50V87ZM55 86V87H54ZM100 86V85H99ZM111 86V87H112ZM65 88V90H63L62 88ZM94 87V86H93ZM110 87V88H111ZM119 87V86H118ZM210 87V86H209ZM50 89V90H49ZM54 89V90H53ZM119 89V88H118ZM121 89V88H120ZM214 88H213V85H212V88L210 89V90H213ZM53 90V91H52ZM101 90V89H100ZM102 90H104V89H102ZM208 90V89H207ZM210 90L208 91V92H206V94H208L209 92H210ZM67 91H69V92H67ZM123 91V90H122ZM121 91V92H122ZM61 92H63V94L61 93ZM64 92L66 93H68V95H64ZM117 92V91H116ZM120 92V93H121ZM97 93H98V91H97ZM204 93V92H203ZM106 94V93H105ZM206 94H204V95H206ZM99 95V94H98ZM110 95V94H109ZM100 96V95H99ZM111 96V95H110ZM98 97V96H97ZM106 97V96H105ZM112 97V96H111ZM118 97H119V99H120V96H119V94H118ZM49 98V97H48ZM52 98H54V97H52ZM51 98V99H52ZM62 98V97H61ZM261 98V97H260ZM262 98H264V97H262ZM262 98H261V100H260V103H259V101H258V103H256L255 104V106L256 107H254V108H252L251 110H250V108L248 109V107H250V106H246V108L248 109V110H250V114L252 115H250L248 112H246V108H243V109H245L243 112H244V115L246 114V115H248V116H244L243 115V113H242V115L244 116H241L240 117V115L238 116H236L237 118H236V120H235V123L234 124H232V130L233 131H235L238 127H239V129H241V130H236L235 132H239V131H245V134H247V135H249L248 133H246V132H249L250 133V131H251V135H253L254 133L256 134V133H258L259 134V132L261 133L259 136H261V137H259V139H260V141L259 142H261V147H264V100H262ZM51 99H47V100H49L48 101V103H56V102H54V100H51ZM54 99H56V98H54ZM58 99H60V98H58ZM103 99V98H102ZM112 99V98H111ZM50 100H51V102H50ZM56 101V100H55ZM69 101V102H68ZM65 102H63V103H65ZM99 102H104L105 104H102V105H100V103ZM107 102V103H106ZM62 103V104H63ZM68 104H63V105H65V107L67 108L68 107ZM113 104V105H114ZM67 105V106H66ZM104 105V106H103ZM110 105L114 108H110ZM70 106H69V108H70ZM253 106H254V104H253ZM65 107H62L63 108V110H65L66 108ZM251 107H252V105H251ZM257 111H255V110ZM247 110V111H248ZM252 110H254L253 111V113H251L252 112ZM159 111V110H158ZM70 113V114H71ZM255 113V114H254ZM116 114V115H115ZM122 113H120V115H121ZM114 115V116H113ZM113 116V117H112ZM227 116V115H226ZM225 116V117H226ZM251 116V117H250ZM250 117V118H249ZM119 118H122V117H119ZM248 118V119H247ZM73 119V120H74ZM95 119V120H94ZM110 119V120H109ZM122 120V119H121ZM116 121V120H115ZM248 121V122H247ZM71 122V121H70ZM73 122V121H72ZM93 123V124H94ZM87 124H89V122L87 123ZM94 124V125H95ZM84 125V126H83ZM241 125V126H240ZM76 126H75V128H76ZM236 126V127H235ZM87 127V126H86ZM91 127V123H90V126H89V128ZM241 127V128H240ZM82 128H79V130L81 129V131H82ZM88 128V127H87ZM92 128H96V125H95V127H92ZM72 129H74V128H72ZM86 129V128H85ZM123 129H124V127H123ZM204 129V132H207V130H206V128H203ZM92 129H90V131H91ZM227 130V129H226ZM225 130V131H226ZM229 130V129H228ZM228 130L226 131V133H225V135H223L222 136V140L220 141V143H219V145L218 146H215V144L214 143H210V145L212 146V148H211V146L209 147L210 148V152H211V154H212V156H213V161H215V166H214V163H212V162H210V161H208L206 158H203L202 160H196V162L194 161V163H193V165H191V167L190 166H188V167H190L189 169H188V171H189V173L191 174V175H188V176H192L193 175V178H195L196 180H197V185L199 186H201V188L203 189V190H211L210 192H211V194H212V196L214 197V199H215V202L213 203V204H211V205H209L207 208L208 209H211L212 210V214H211V216H209V218L208 219H206V220H204L205 222H206V224H208L209 225V227H212V228H214V227H216V226H219V224H222V223H227V222H229V223H231V221H232V219H233V214L232 213H230V211H229V213H226V214H228L229 215V217L227 218V217H224V216H222V212H228L227 210L228 209H225L223 206L225 205V203H226V201H227V198H229V199H233L234 198V195H236L238 198L240 197H242L243 195H247L248 194V191H244L243 189H241V188H237V189H233L232 191L231 190H229V189H227L224 185H222V184H220V182L218 181V180H216V175L217 174H219V170L217 169V168H219V167H222V162H223V159H221V160H216L215 158H216V156H220L221 155V152L222 151H225V150H227V151H229V149L226 147L227 145H225V140L223 139V138H225V136L228 134L229 135V133H230V135L233 133V131H232V133L231 132H228ZM74 131H75V129H74ZM86 131H89V129L88 130H86ZM89 131V132H90ZM128 131H129V129H128ZM262 131V132H261ZM77 132V131H76ZM83 132H85V131H83ZM83 132H81V133H83ZM96 132V131H95ZM98 132V131H97ZM110 132H112V131H110ZM127 132V131H126ZM211 132V134L212 133H214L213 131H210ZM92 133H93V130H92ZM99 133V132H98ZM101 133V132H100ZM169 133V132H168ZM240 133V132H239ZM110 134V133H109ZM114 134V133H113ZM137 134V133H136ZM136 134H135V136H136ZM121 135V134H120ZM227 135V136H228ZM257 135V134H256ZM122 136V135H121ZM203 136V135H202ZM226 136V137H227ZM220 137L221 136H219L218 138L220 139ZM230 137V136H229ZM122 138V137H121ZM183 144H181V146H182ZM180 146V147H181ZM184 146V145H183ZM215 146V147H214ZM232 146V145H231ZM260 148V147H259ZM183 149V148H182ZM184 149H185V147H184ZM188 150H189V148H187ZM195 152V151H194ZM209 151H207V153H208ZM261 152V153H260ZM259 153L260 154H262V155H264V148H261V151H260ZM197 153V152H196ZM178 154V153H177ZM180 155V154H179ZM185 155V157H187V158H189L188 157V155H186V154H184ZM196 156V155H195ZM197 156H198V154H197ZM245 157H246V155H244ZM180 157H181V155H180ZM120 158H121V156H120ZM177 158H178V155H177ZM193 158V157H192ZM262 158H264V157H262ZM183 160L185 159V158H182ZM195 159V158H194ZM229 159V160H228ZM191 160V159H190ZM226 160L228 161H224V162H226V163H229V161L231 160V158H226ZM185 161V160H184ZM192 161V160H191ZM186 162H188V160L186 159ZM231 162V161H230ZM163 164V163H162ZM187 164V163H186ZM189 164V163H188ZM49 166V165H48ZM51 166H53V165H51ZM193 166V167H192ZM187 167V168H188ZM53 168H54V166H53ZM193 168V169H192ZM214 168H216V169H214ZM140 170H142V169H140ZM52 171V170H51ZM191 171V172H190ZM224 170H222V172H223ZM139 172V171H138ZM141 172H143V171H140L139 173H141ZM197 172H200V173H198V174H196ZM185 173H187V171L185 170ZM188 173V174H189ZM123 174H124V172H123ZM133 174V173H132ZM143 174H145V173H143ZM134 177V176H133ZM135 178V177H134ZM154 177H151L150 179H153ZM124 179H126V177L124 178ZM132 179V178H131ZM130 179V180H131ZM146 179V180H145ZM144 179V176H143V184L142 185H146L144 188H143V186H139V185H141V184H138L137 182H141V181H136V182H134V184L136 183V185H138V187H140V189L141 188H143V189H145V191H146V189L147 190H150V189H148L149 187H152L153 189H157L156 187H155V184H156V182L157 181H155V179H153V181L152 182H150V184H147L146 182L148 181L147 180V178H145ZM110 180V179H109ZM127 180V179H126ZM125 180V181H126ZM135 180H137V179H135ZM190 180V178L188 179V181ZM124 181V182H125ZM155 181V182H154ZM109 182V181H108ZM111 182V181H110ZM114 182V181H113ZM122 182V181H121ZM120 182V183H121ZM258 182H259V184L261 185V187L262 188H264V176H261V175H259L258 176ZM107 183V182H106ZM112 183V182H111ZM126 183V182H125ZM132 184H133V182H131ZM113 184V183H112ZM127 184H130V182H127ZM132 184H130V185H132ZM123 185V184H122ZM121 185V186H122ZM126 185V184H125ZM135 185V186H136ZM191 185V184H190ZM115 186V185H114ZM120 186V185H119ZM91 187V186H90ZM89 187V188H90ZM126 188V190H123L122 189V187L120 188V187H118V189L117 190H121V191H119V193L120 194H124V193H127V192H129L128 190H130L131 188H130V186L128 185V187L130 188V189H128L126 186H123V188ZM132 188H133V185L131 186ZM89 188H86V189H89ZM96 188H97V186H96ZM115 188V187H114ZM136 188H137V186H136ZM98 189V188H97ZM139 188L137 189V190H139L141 193H143V189H141L140 190ZM96 190V189H95ZM102 190V189H101ZM116 190V189H115ZM116 190V191H117ZM186 190H188V189H186ZM185 190V193H186V195H187V191ZM91 191H92V189H91ZM116 191H114V194H115V192ZM131 191V190H130ZM134 191V190H133ZM133 191H131V192H133ZM157 191V190H156ZM147 192V191H146ZM205 192H207V191H205ZM205 192H203V193H205ZM140 193V194H141ZM145 193V192H144ZM127 194H132V193H127ZM138 194H139V192H138ZM139 194V195H140ZM260 196L262 195L260 192L258 193ZM100 195H102V194H100ZM108 195V194H107ZM106 195V196H107ZM133 195H134V193H133ZM137 193H135V197L137 198ZM145 195V194H144ZM105 196V195H104ZM112 196V195H111ZM110 195H109V197H111ZM118 196H120L119 194H118ZM140 196H142V195H140ZM152 196V195H151ZM188 196V195H187ZM66 197V196H65ZM108 196L107 197H105V199H107V200H109L110 198H109ZM134 197V196H133ZM139 197V196H138ZM143 197V196H142ZM145 197V196H144ZM147 197H148V195H147ZM67 198V197H66ZM65 198V199H66ZM69 198V197H68ZM67 198V199H68ZM127 199V197L125 198V200ZM144 199V198H143ZM113 200H114V198H113ZM113 200H110V201H112V202H115V201H113ZM124 200V199H123ZM124 200V201H125ZM137 200V199H136ZM150 200L153 202V200L152 199H150V197H149V202H150ZM67 201V200H66ZM71 201V200H70ZM69 200H68V202H70ZM96 201V200H95ZM110 201H106V204L105 203H103L104 202V199H103V202H102V200H101V202L99 201H96L95 203H97L98 202V205L99 206H96V207H98L97 208V210L99 211V213H98V211H97V213H98V215H100V212H101V209L100 208H104L105 206H108V204H109V202ZM147 201V200H146ZM155 201V200H154ZM112 202H110V203H112ZM119 202V201H118ZM117 202V203H118ZM135 202V201H134ZM139 202V201H138ZM148 201L146 202V204H147V207H148V203H149ZM152 202H150V205H152ZM100 203V204H99ZM108 203V204H107ZM116 203V202H115ZM120 203H121V200H120ZM133 203V202H132ZM105 204V206H103ZM28 205V204H27ZM26 205V206H27ZM97 205V204H96ZM111 205V204H110ZM120 205H122V204H120ZM119 205V206H120ZM139 205V204H138ZM142 205V204H141ZM140 205V206H141ZM150 205H149V207H150ZM26 206H24L26 209L28 208V207H26ZM101 206H103V207H101ZM123 206V205H122ZM137 206V205H136ZM144 206V205H143ZM153 206V205H152ZM32 208V207H31ZM123 208V207H122ZM137 208H140V207H137ZM136 209V208H135ZM174 209V208H173ZM172 209V210H173ZM105 210V209H104ZM121 210V209H120ZM142 210V209H141ZM144 210V209H143ZM191 210V209H190ZM190 210H189V216L190 215H193L191 212H190ZM26 211V210H25ZM31 210H29L28 212H30ZM55 211V210H54ZM58 211V210H57ZM56 211V212H57ZM86 211H88V215L87 216H89V214H91V217H92V219L90 218V220H93V217L97 220V218L95 217V214L92 212V210H86ZM85 211V213H87ZM107 211V210H106ZM91 212V213H90ZM136 212V211H135ZM135 212H133V213H135ZM139 212V211H138ZM145 212V211H144ZM143 212V213H144ZM26 213H27V211H26ZM52 213V212H51ZM108 213V212H107ZM132 213V212H131ZM137 213V212H136ZM140 213H142L141 211H140ZM191 213V214H190ZM55 214V217H58L59 216V218H63L62 217V215L60 214V212H59V214L61 215V217H60V215H58V216H56V214L57 213H54ZM83 214V213H82ZM130 214V213H129ZM52 215V214H51ZM50 214H49V216H51ZM92 215H94V216H92ZM108 215V214H107ZM132 215V214H131ZM137 215H139V214H136V216H133L134 217V220H136L135 218L136 217H139V216H137ZM142 215V214H141ZM144 215V214H143ZM188 215V214H187ZM79 216H81V215H79ZM84 216V215H83ZM104 216H105V214L103 213V216L102 215H100V216H98V217H100V220H99V222H102V219L104 218ZM128 216V215H127ZM67 216H65V218H66ZM69 217H70V215H69ZM69 217L67 218V222L68 223H63V226H60L61 228V231H60V233L61 234H59V231H56V229H55V231H53V229L51 228V226H49L50 227V229H52V231L54 232V233H57V234H59V236L57 235V234H55V236H56V239L58 240H56L55 238H54V240H53V243L55 244L56 242H59V243H56V244H59L58 246L60 247V248H56L57 250H58V252H55V251H57L56 249H54L53 251H54V255L53 254H51V255H53V256H50V257H52V258H47V259H49V260H51V262H53L54 264H98V262H100V263H102V264H126L127 262V253L129 254V252H131V251H129L128 252V246H130V244L131 243H134V240H136V238H138L137 239V241L138 240H140L141 238H145V236H147L148 234V232L151 230V229H149V231H148V229L147 228H144L143 226L144 225H142L141 223L139 224V222H140V219H138L139 220V222L137 223L136 221H134L133 223H129V224H126V222H124V225H128L127 226V230H128V234H127V232H123V230H121L120 228L121 227H123L122 225H119V226H121V227H117V228H119L118 229V231L113 235L112 234V236L111 235H109V236H111V237H109L108 235H107V239H106V236H104V235H106V233H103V232H101V227H100V231H99V227H96V225H95V227H96V230H95V232H96V234L98 235V236H95V237H93V235H92V233H90V228H89V224H86V223H82V222H87L85 219H84V217H83V219L85 220V221H83V219H80L78 216V218H79V220L76 218V219H74V220H78L79 221V223H81V225H77V224H79L78 223V221H74L75 222V225L73 224L72 225V223H74V222H70L69 223ZM107 217V216H106ZM129 217H130V215H129ZM132 217V218H133ZM142 217V216H141ZM53 221H54V219L52 218V216L50 217ZM82 218V217H81ZM143 218H145L146 219V217L144 216ZM105 219V218H104ZM103 219V220H104ZM188 219V217L186 216V220ZM61 220H64V218L63 219H61ZM88 220V219H87ZM95 220V221H96ZM108 220V219H107ZM106 220V221H107ZM123 220V219H122ZM130 221H131V218L129 219ZM189 220V219H188ZM191 220V219H190ZM82 221V222H81ZM94 221V222H95ZM133 221V220H132ZM146 221V220H145ZM52 222V221H51ZM65 222V221H64ZM76 222H77V224H76ZM89 222V221H88ZM93 221H91V223H92ZM118 222H120V221H118ZM186 222H188V221H186ZM121 223V222H120ZM143 223H145L144 221H143ZM66 224V225H65ZM94 224H96V223H94ZM117 224V223H116ZM119 224V223H118ZM117 224V225H118ZM122 224V223H121ZM54 225V224H53ZM61 225V224H60ZM65 225V226H64ZM129 225H130V227H129ZM146 225V224H145ZM56 226H58L57 224H56ZM94 226V225H93ZM92 227V226H91ZM188 227H190V225L188 226ZM187 227V228H188ZM82 228H83V230H82ZM112 228H114V227H112ZM150 228H152V227H150ZM174 228V227H173ZM11 229V228H10ZM9 229V230H10ZM92 229H93V227H92ZM105 229V231H107L106 230V228H104ZM111 229V228H110ZM155 229V228H154ZM160 229V228H159ZM158 229V230H159ZM8 230V229H7ZM49 230V229H48ZM58 230V229H57ZM144 230V231H143ZM146 230V231H145ZM157 230V229H156ZM155 230V231H156ZM157 230V231H158ZM161 230V229H160ZM16 231H18V230H16ZM112 231V230H111ZM152 231L153 232H155L153 229H152ZM152 231H151V233L149 232V237H146V238H149V240L148 239H146V240H148V241H150L151 239V237L150 236H152V238H153V235H152ZM163 231V230H162ZM162 231H160V234H159V231H158V234H159V237H160V235L162 236V235H164V234H166V233H164V232H162ZM165 231V230H164ZM10 232V231H9ZM13 232V231H12ZM100 232L101 233H103L104 235H100ZM144 232H146V233H144ZM161 232L162 233H164V234H161ZM167 232V231H166ZM178 232V231H177ZM11 233V232H10ZM157 233V232H156ZM174 233V232H173ZM13 234V233H12ZM18 234V233H17ZM127 234V235H126ZM145 234H147V235H145ZM216 234V233H215ZM214 234V235H215ZM218 234V233H217ZM52 235V234H51ZM76 235H77V237H76ZM92 235V236H91ZM172 235V234H171ZM39 236V235H38ZM41 236V235H40ZM54 236V237H55ZM58 236V237H57ZM102 236V237H101ZM104 236V237H103ZM157 236V235H156ZM166 236V235H165ZM169 236V235H168ZM79 238L78 240H82V238L85 240V242L83 241L80 245L78 244V246H76L74 243H71L72 241V239H76V238ZM89 237V238H88ZM91 237H93L94 238V240H92L91 241ZM98 237V238H97ZM88 238V239H87ZM105 238V239H104ZM140 238V239H139ZM161 238V237H160ZM159 238V239H160ZM166 238V237H165ZM173 238V237H172ZM204 238H206V236L205 235H202L201 234V236H198V238L196 239V241L198 242V245H199V247H202L203 246V241L205 240ZM132 239H134V240H132ZM174 239V238H173ZM39 240V237L37 238V241ZM56 240V241H55ZM144 239H141V241H143ZM154 240V238L152 239V241ZM188 241H189V239H187ZM260 240H264V236H261L259 239H258V241H257V244L258 245H256V246H259V248L260 249H264V247H261L260 245H264V241H260ZM52 241V240H51ZM55 241V242H54ZM71 241V242H70ZM136 241V242H137ZM155 241V240H154ZM169 241H170V239H169ZM187 241V242H188ZM210 244L213 246V247H216V248H218L217 246H218V244H219V239H218V236L217 235H215L213 238H211L210 240ZM81 242V241H80ZM139 242V241H138ZM144 242H145V240H144ZM143 242V243H144ZM176 242V241H175ZM190 242V241H189ZM188 242V243H189ZM40 242L38 241V244H39ZM51 243V242H50ZM60 243H61V246H60ZM141 243V242H140ZM140 243H139V245H140ZM151 243V242H150ZM174 243V242H173ZM52 244V243H51ZM50 244V245H51ZM132 245V244H131ZM38 247L40 246V245H37ZM37 246H36V248H37ZM134 246H136L135 244H133V248H134ZM51 247V246H50ZM49 247V248H50ZM132 247H130L131 249H132ZM145 247V246H144ZM7 249V248H6ZM45 249V248H44ZM130 249V250H131ZM145 248H143V250H144ZM202 249V248H201ZM16 250H17V248H16ZM25 250V249H24ZM38 250H42V249H38ZM140 250V249H139ZM219 250V249H218ZM26 251V250H25ZM31 251V250H30ZM30 251H29V253H30ZM141 252H142V250H140ZM14 252V251H13ZM27 252H28V248H27ZM40 252V251H39ZM37 253V252H36ZM50 253V252H49ZM137 253V252H136ZM28 254V253H27ZM55 254H56V257H54L55 256ZM58 254V255H57ZM220 254V253H219ZM7 255V254H6ZM30 255H31V253H30ZM38 255V254H37ZM131 255V254H130ZM135 255V254H134ZM42 256V255H41ZM48 256H49V254H48ZM58 256V257H57ZM136 256V255H135ZM21 257V256H20ZM26 257V256H25ZM43 257V256H42ZM41 257V258H42ZM54 257V258H53ZM138 257V256H137ZM140 257V256H139ZM31 258H32V260L34 261V263H36L37 262V259H36V257L32 254V256H31ZM141 258V257H140ZM10 259V258H9ZM40 259V258H39ZM131 260H132V257H131ZM7 261V260H6ZM134 261V260H133ZM3 262V261H2ZM28 262V261H27ZM139 262V261H138ZM184 262V261H183ZM30 263H32V262H30ZM48 263V262H47ZM137 263V262H136ZM18 264V263H17ZM20 264H22V263H20ZM37 264V263H36ZM40 264V263H39ZM135 264V263H134ZM138 264V263H137ZM210 264V263H209Z\"/></svg>", "mask_w": 264, "mask_h": 264}]
</instances>
